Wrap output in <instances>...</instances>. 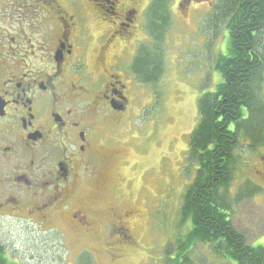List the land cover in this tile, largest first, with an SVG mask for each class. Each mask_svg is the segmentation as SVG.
<instances>
[{
	"label": "flooded vegetation",
	"instance_id": "obj_1",
	"mask_svg": "<svg viewBox=\"0 0 264 264\" xmlns=\"http://www.w3.org/2000/svg\"><path fill=\"white\" fill-rule=\"evenodd\" d=\"M132 1L0 0L1 220L132 243L109 180L136 138L121 52L150 3Z\"/></svg>",
	"mask_w": 264,
	"mask_h": 264
},
{
	"label": "rangeland",
	"instance_id": "obj_2",
	"mask_svg": "<svg viewBox=\"0 0 264 264\" xmlns=\"http://www.w3.org/2000/svg\"><path fill=\"white\" fill-rule=\"evenodd\" d=\"M136 1L140 6L152 0ZM217 2L166 0L168 19L160 44L162 74L155 83L134 82L138 92L137 97L131 96L126 134L130 129L136 138L124 146L123 163L117 165L120 171H112L109 178L117 187L111 184V190L120 193L122 210L129 213L130 223L136 222L130 224L132 243L118 249L113 238L100 243L62 227L38 229L0 219V247L10 263L171 264L176 258L178 241L189 227L180 222L182 197L197 171V165L187 158L188 138L197 123V101L220 83L214 63L228 49L222 23L215 31L205 27ZM131 4L135 7L134 0ZM147 10L135 39L121 52L128 57V67L138 48L149 46ZM255 86L261 88L255 97L264 103V81ZM261 136L264 139V129ZM245 146L239 143L230 186L226 196L223 189L219 195L230 205L229 220L245 243L264 247V142L254 152ZM245 187L260 191L237 198L240 189L246 192ZM212 250L213 245L193 246L186 256L188 264H226Z\"/></svg>",
	"mask_w": 264,
	"mask_h": 264
},
{
	"label": "trees",
	"instance_id": "obj_3",
	"mask_svg": "<svg viewBox=\"0 0 264 264\" xmlns=\"http://www.w3.org/2000/svg\"><path fill=\"white\" fill-rule=\"evenodd\" d=\"M166 11V0H152L146 12L149 46L139 47L131 64L138 82L155 83L162 74ZM208 20L205 27L211 30L225 26L228 49L214 63L220 83L197 101V123L187 145L188 161L197 171L179 211L181 225L189 227L171 264H188L186 256L197 244L213 245L214 255L226 264H264V247L245 243L229 220L230 205L221 198L230 186L239 143L254 152L264 142V103L255 97L261 89L255 85L264 81V0H218ZM219 189L224 190L221 196ZM245 191L240 189L237 198L260 190ZM6 258L0 247V264H17Z\"/></svg>",
	"mask_w": 264,
	"mask_h": 264
}]
</instances>
